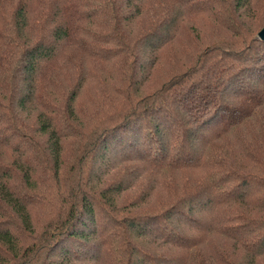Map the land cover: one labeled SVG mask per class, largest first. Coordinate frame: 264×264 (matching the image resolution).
<instances>
[{
    "label": "trees",
    "instance_id": "16d2710c",
    "mask_svg": "<svg viewBox=\"0 0 264 264\" xmlns=\"http://www.w3.org/2000/svg\"><path fill=\"white\" fill-rule=\"evenodd\" d=\"M92 17L105 28L81 30ZM251 18L258 0H0V264H264V122L260 138L252 126L264 39ZM172 46L176 64L141 92ZM74 52L93 72L71 73ZM90 79L116 103L93 124L78 100ZM77 138L90 152L65 160ZM138 162L135 179L200 173L164 205L121 214L131 178L107 182V169Z\"/></svg>",
    "mask_w": 264,
    "mask_h": 264
},
{
    "label": "rangeland",
    "instance_id": "374dc122",
    "mask_svg": "<svg viewBox=\"0 0 264 264\" xmlns=\"http://www.w3.org/2000/svg\"><path fill=\"white\" fill-rule=\"evenodd\" d=\"M90 2L96 1V0H88ZM37 3V0H36ZM258 6H259V19L251 18V20L248 21V24L251 26L256 25L254 29H252V33L254 36H257V33L259 29L264 24V0H258ZM258 15V13H257ZM90 21L89 19H83L79 22V25L81 27V30L88 31V28H98L99 30H102L104 25L102 24V21H98V17H92ZM90 21V22H89ZM177 49V46H172L171 48L167 49L165 48V51H161L162 57L160 58V61L157 62V65L155 67L158 68L159 66L165 65V61H168V63L171 65L170 67L174 66L176 62L172 60H168V58H171V54L173 53L172 50ZM64 55V54H61ZM167 58V60H166ZM94 61L92 58L86 57L82 54V56L78 53H73L69 56L68 60L66 61V66L68 69L72 70V74L76 75V72H79L81 70H84L86 75L93 72L91 70V66ZM179 62H183L182 56L178 58ZM160 64V65H159ZM65 66V65H64ZM158 66V67H157ZM167 66V64H166ZM109 72V70H107ZM160 73H157V70L153 72L152 70V81L150 80L149 85L142 87L141 92H146L150 90L151 88H154L158 85L159 80H161V77L159 75ZM63 73H55V77L57 78V81L59 83H64L67 81L65 77H63ZM63 77V78H62ZM151 78V77H150ZM88 85V89H86L83 94L79 96L78 100L80 99L81 105L86 107L85 113L87 115L86 118L83 119L85 123H96L97 121L101 120L103 115L108 114L114 110V105L116 104L114 101L109 100V92L107 88L101 87V85L97 82L95 79H90L89 82L86 83V86ZM68 84L65 88V90L68 88ZM84 90V89H83ZM85 115V116H86ZM264 122V117L260 118V120H257L255 124H253V130H255L254 135L257 138H260V128L259 126ZM250 125L247 127H244L242 132H245V137H248V134L251 135V132L249 131ZM91 145L87 143V140L85 138H77L73 140H68L66 143V146L63 151V156L65 160H73L74 158H78V155H83L84 152H90ZM77 156V157H76ZM99 163H101L99 159ZM137 164V165H134ZM131 167L127 168L126 170L122 167L113 168L110 167L107 169V182L111 181L113 179H117V177H123L126 179V176L131 178V184L126 191L123 193H120L118 195H115L114 197V206L117 208V211L121 214L125 213H133L137 211H144L151 207H157L158 205H164L169 199L172 198L174 195L179 193L183 186L189 185L191 180L195 178L200 173V170L194 169V168H176V169H166L164 171L162 170H156L155 172L148 174L145 173L141 179H135L137 177H141L144 173L145 165L142 162L133 163V165H129ZM127 180V179H126ZM169 194V195H168ZM167 197V199H164ZM113 207V206H112ZM107 209L114 213V211L110 210V205L107 204ZM114 209V207H113ZM216 236V237H215ZM214 239L215 243L219 245V243L222 242L225 244H228L225 238L222 237L217 233H214ZM24 243V241H22ZM170 251V249H169ZM204 251V250H203ZM101 264H112V262H107V256L103 258L101 261Z\"/></svg>",
    "mask_w": 264,
    "mask_h": 264
},
{
    "label": "water",
    "instance_id": "95a60500",
    "mask_svg": "<svg viewBox=\"0 0 264 264\" xmlns=\"http://www.w3.org/2000/svg\"><path fill=\"white\" fill-rule=\"evenodd\" d=\"M257 35H258V37L264 39V24H263V26L259 29Z\"/></svg>",
    "mask_w": 264,
    "mask_h": 264
}]
</instances>
